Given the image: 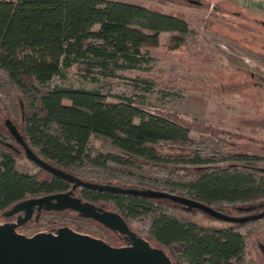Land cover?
<instances>
[{
  "label": "trees",
  "instance_id": "obj_1",
  "mask_svg": "<svg viewBox=\"0 0 264 264\" xmlns=\"http://www.w3.org/2000/svg\"><path fill=\"white\" fill-rule=\"evenodd\" d=\"M163 32L192 30L183 16L131 1L0 0V213L68 188L32 162L33 170L18 167L25 154L6 119L38 157L81 180L163 191L234 216L264 210V154L235 150L213 133L192 137L188 125L146 104L147 95L169 96L147 75L154 57L145 46H158ZM71 69L92 83L120 80L137 94L48 86ZM82 194L130 224L141 222L171 264H246L249 238L264 220L207 226L187 213L209 215L168 199L88 188ZM64 219L55 213L34 222L48 227Z\"/></svg>",
  "mask_w": 264,
  "mask_h": 264
},
{
  "label": "rangeland",
  "instance_id": "obj_2",
  "mask_svg": "<svg viewBox=\"0 0 264 264\" xmlns=\"http://www.w3.org/2000/svg\"><path fill=\"white\" fill-rule=\"evenodd\" d=\"M122 1L136 2L183 16L192 30L188 34L163 32L159 34L158 46L146 44L145 48L154 57L152 71L147 75L169 92L167 98H162L160 93L147 95L146 104L188 125L192 137H197L199 133H213L224 138L228 144H234L235 150L264 154V126L257 124L251 128L252 119H264V93L253 86L247 89L239 86L249 80V72L264 73V27L260 24L264 17L261 21L253 20L248 11L236 9L230 0ZM189 2L197 5H189ZM60 85L98 88L110 95L137 94L120 80L103 79L96 83L81 80L72 69L64 72V75L54 76L48 83L49 87ZM235 121H242V127H235ZM91 146L97 148L98 141L93 139ZM18 149L16 146L17 152ZM17 164L23 171L34 169V165L22 156L18 158ZM58 214L65 216L64 213ZM187 214L207 226L223 227L229 224L202 214ZM4 220L5 217L0 213V223ZM51 221L46 226L58 227L62 223H72L71 220ZM131 226L145 238L150 247L155 248L156 245L143 234L141 222L133 221ZM39 227L43 226L33 221L18 231L30 235ZM79 229L101 235L97 230L85 227ZM260 244H264V220L249 238L246 264H264Z\"/></svg>",
  "mask_w": 264,
  "mask_h": 264
},
{
  "label": "water",
  "instance_id": "obj_3",
  "mask_svg": "<svg viewBox=\"0 0 264 264\" xmlns=\"http://www.w3.org/2000/svg\"><path fill=\"white\" fill-rule=\"evenodd\" d=\"M264 25V21L261 22ZM5 126L11 137L23 149L25 157L37 167L48 173L73 184V188H83L109 191L113 193L139 195L148 198H164L173 203H178L186 211L199 210L210 217L227 223L243 224L250 221L264 219V210L247 215L234 216L220 212L209 205L183 196L170 194L163 191L151 189L122 188L108 184H98L77 178L38 157L26 144L17 126L10 120H5ZM45 201H53L45 209L48 211H60L65 208L77 209L82 217H91L101 220L97 213L102 211L87 202L68 195L67 193L49 194L43 197ZM37 199H28L14 204L2 213L4 217L13 216L21 212L24 207L34 204ZM28 208V207H27ZM251 211L252 207L245 208ZM105 225L122 230L130 238L133 232L125 223H121L117 213L107 212ZM30 218L27 214L20 224L26 223ZM113 223V225H111ZM57 239L50 236L36 235L30 238L24 237L14 230L13 227L0 225V264H171L168 258L157 249H153L146 242H135L133 248H114L107 244L76 233L63 234ZM260 251L264 256V244H260Z\"/></svg>",
  "mask_w": 264,
  "mask_h": 264
},
{
  "label": "flooded vegetation",
  "instance_id": "obj_4",
  "mask_svg": "<svg viewBox=\"0 0 264 264\" xmlns=\"http://www.w3.org/2000/svg\"><path fill=\"white\" fill-rule=\"evenodd\" d=\"M261 26L264 27V25H262V24H261ZM262 62H264V61H262ZM248 74H249V78H248L249 80L242 82L241 85H239V86L240 87L243 86L246 89L250 86H253V88L256 89L257 91L264 93V73L249 72ZM231 88H232V86H231ZM229 91H231V90H229ZM238 96L241 98V96L239 94H238ZM234 123H235V127H239V128L242 127V121L241 122L239 121V123L237 121H235ZM252 123H253V125L251 126V128L253 126L255 127L257 124H262V126H264V119H256V120L252 119ZM82 190H83V187L77 186V187L73 188V184L68 182V188H66L63 191L53 192L52 194L67 193L68 195L75 197V198L81 200L82 202H87L91 205H94L96 208H101L102 211L100 213H97V216L102 218L101 220L91 218V217H82L80 215V212L77 209L65 208V209L60 210V211H54V210L48 211L45 209V206H47L48 204H50L53 201H45L43 198L45 196H40L39 198H37L38 201H36L34 204H32L30 206H27L28 208L24 207V209L21 212L15 214L13 216H10V217H5V220L3 222H1L0 225L13 227L14 230L16 231V233H18L24 237H27V238H30V237H33L36 235H46V236H50L51 239H57L59 237L64 236L63 234L76 233V234H80L83 236L91 237L93 239H97V240L102 241L103 243L107 244L108 246H111L114 248H133V247H135L136 241L146 242L145 238L140 233H138L133 228V226H131L128 218H126V217L120 215L119 213L115 212L113 210L112 206H109L105 202L92 201L90 199L85 198L82 194ZM110 208H112V209H110ZM107 212L117 213L120 216L119 221L121 223L126 224L127 228L133 232L134 238L133 239L130 238L126 233L122 232V230H119L117 228L113 229V228L105 225L106 222L104 223V221L107 219H111L110 216H106ZM254 212H258V211H252V212H249L247 214H251ZM44 213L45 214H49V213L50 214L51 213H53V214L61 213L62 214V213H64V215H65L64 220L65 221L71 220L72 223H70V224L62 223L58 227H48V228L47 227H45V228L39 227L36 231H34L30 235H25V234H22L18 231V229H20L21 227H25L28 223L33 222L34 220L39 221L41 216L44 215ZM67 213H71V214H67ZM27 214L30 215L29 220L24 224H20L18 220H21ZM111 225H113V223H111ZM40 226H42V225H40ZM73 226H77V227L75 228ZM84 227L87 228L88 230H97L100 232L101 235H97V234H93V233H89V232H84V231H81L79 229V228H84Z\"/></svg>",
  "mask_w": 264,
  "mask_h": 264
},
{
  "label": "crops",
  "instance_id": "obj_5",
  "mask_svg": "<svg viewBox=\"0 0 264 264\" xmlns=\"http://www.w3.org/2000/svg\"><path fill=\"white\" fill-rule=\"evenodd\" d=\"M198 1V0H192ZM233 1L236 9L248 11L251 16L261 19L264 17V0H230ZM262 20V19H261ZM161 34V33H160Z\"/></svg>",
  "mask_w": 264,
  "mask_h": 264
}]
</instances>
